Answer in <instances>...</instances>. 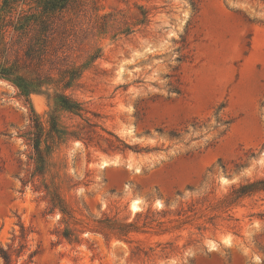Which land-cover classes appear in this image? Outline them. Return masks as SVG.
Segmentation results:
<instances>
[{
  "label": "rangeland",
  "instance_id": "rangeland-1",
  "mask_svg": "<svg viewBox=\"0 0 264 264\" xmlns=\"http://www.w3.org/2000/svg\"><path fill=\"white\" fill-rule=\"evenodd\" d=\"M96 2L121 26L141 5L151 22L95 38L103 57L70 91L86 112L58 111L84 140L44 178L27 133L54 93L28 103L0 79V248L12 264H264V192L233 194L264 178V2Z\"/></svg>",
  "mask_w": 264,
  "mask_h": 264
},
{
  "label": "trees",
  "instance_id": "trees-1",
  "mask_svg": "<svg viewBox=\"0 0 264 264\" xmlns=\"http://www.w3.org/2000/svg\"><path fill=\"white\" fill-rule=\"evenodd\" d=\"M264 2V0H255ZM19 4L27 5L18 17L12 16ZM139 18L129 24L116 14H100L96 0H4L0 13V79L15 86L31 103L33 94L54 93L55 107L47 120L31 107L28 140L34 150V176L44 178L53 166V156L71 139L84 140L65 128L58 111L74 115L86 112L70 91L81 87L84 74L103 57V48L93 43L96 37L112 33L129 37L138 26H148L151 13L141 5ZM80 61V62H79ZM89 126L97 127L95 124ZM124 148L132 149L113 134ZM49 189L48 185H45ZM264 192V178L234 190L237 197ZM51 203L66 213L63 200L54 186ZM4 264H12L11 255L0 248Z\"/></svg>",
  "mask_w": 264,
  "mask_h": 264
},
{
  "label": "bare ground",
  "instance_id": "bare-ground-1",
  "mask_svg": "<svg viewBox=\"0 0 264 264\" xmlns=\"http://www.w3.org/2000/svg\"><path fill=\"white\" fill-rule=\"evenodd\" d=\"M115 164L117 165V160H111V161L103 160V162L101 163V167L102 168H106V167H108L110 165H115ZM160 206H162V205L160 204ZM132 210H133L134 213H137V212L141 211V206L139 204V201H134L132 203Z\"/></svg>",
  "mask_w": 264,
  "mask_h": 264
}]
</instances>
